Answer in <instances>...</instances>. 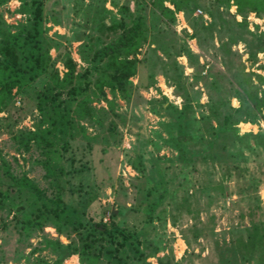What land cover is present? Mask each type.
I'll use <instances>...</instances> for the list:
<instances>
[{
  "label": "rangeland",
  "instance_id": "obj_1",
  "mask_svg": "<svg viewBox=\"0 0 264 264\" xmlns=\"http://www.w3.org/2000/svg\"><path fill=\"white\" fill-rule=\"evenodd\" d=\"M40 1L53 66L61 78L66 60L74 61L75 81L90 87L89 112L74 114L58 157L15 139L40 124L33 92L44 79L27 91L13 88L0 109V166L28 177L46 197L59 192L67 217L60 231L52 222L19 231L20 212L0 195V264H87L61 247L81 245L79 219L134 234L118 251L99 240L95 264H264V107L253 121L245 116L254 113L255 95L264 99V13L241 15L232 1L216 0H188L180 9L169 0ZM34 5L0 4V28L26 26ZM138 12L148 30L135 52L120 53L135 73L122 90L94 91L102 65L94 51ZM54 92L68 104L67 87ZM15 201L26 205V195Z\"/></svg>",
  "mask_w": 264,
  "mask_h": 264
},
{
  "label": "trees",
  "instance_id": "obj_2",
  "mask_svg": "<svg viewBox=\"0 0 264 264\" xmlns=\"http://www.w3.org/2000/svg\"><path fill=\"white\" fill-rule=\"evenodd\" d=\"M5 1L7 0H0V4ZM169 1L174 5L175 9L184 8V5L188 7V0ZM216 1L219 4H225V6L232 1L236 6L237 12L241 15H245L247 11L258 14L264 13V0ZM33 2L35 5L32 9V19L26 26H21L15 32L0 28V109L5 107L11 99L13 88L18 93L27 91L31 89L32 83L38 78L44 79V87L35 89L33 92L34 98H36V108L42 116L40 124L36 129L29 130L15 139L25 149L29 147L31 142H34L45 148L44 153L61 157L60 152L68 148V141L65 137L71 127L74 114L81 117L89 112V109L86 108V102L88 101L86 92L90 87L75 81V63L69 58L65 62L66 72L61 78L59 77L49 55L50 45L42 35V3L40 0H33ZM163 13L173 17L171 9L164 8ZM147 30L146 19L138 12L128 26L122 27L116 38L94 51L93 57L97 61H102V65H99L97 69L99 70V76L93 84L94 91H99L103 94V86L124 89L128 77L135 73V65L129 59L121 58L120 53L135 52ZM63 87H67V94L69 95L67 105L57 102V94L54 92V90ZM242 89L246 93L248 92V96L251 95L250 91L245 87L242 86ZM124 93L126 94L125 90ZM79 96H82L81 100L73 105V101ZM252 105L254 106V113L251 110L247 111L245 113L246 120H255L258 112L264 107V99H256L255 95ZM236 111L240 112L241 107L236 108ZM231 118V115L225 116L227 121ZM44 122L47 125L42 127ZM175 139L173 138L178 144L179 152L183 158H186V150L182 146V141L178 142ZM69 158L71 164H73V157ZM73 170L76 171L77 168ZM3 179L7 180L5 182L7 184L5 189L0 188V195L9 199L18 212L22 213L25 208H34V213L30 215L24 216L20 213L15 215V223L19 231H29L45 222H52L58 231L62 230L61 221H67V217L61 204L59 192H56L52 197H46L28 177L13 175L10 167L5 162L0 166V183H2ZM154 190H156L155 187L150 188L149 194ZM15 193L16 196H14ZM25 195L26 205L24 203H16L15 198H21ZM158 197L163 198V193L159 192ZM147 211L151 212L152 209H147ZM78 224L84 232L81 245L69 243L61 245V247L67 250V254L85 256L89 264H95L99 259L97 251L94 249L96 247L98 250L104 248L103 244L98 242L99 240L102 242L106 239L111 244L113 243L115 245L114 250L118 251L125 246L128 239L134 236L131 231L114 227L108 228L103 223H89L88 220L79 219ZM262 235L260 239L263 238ZM106 251L108 250L106 249Z\"/></svg>",
  "mask_w": 264,
  "mask_h": 264
}]
</instances>
